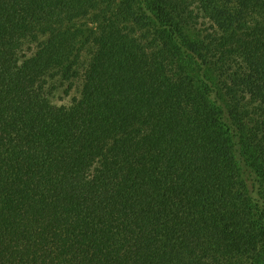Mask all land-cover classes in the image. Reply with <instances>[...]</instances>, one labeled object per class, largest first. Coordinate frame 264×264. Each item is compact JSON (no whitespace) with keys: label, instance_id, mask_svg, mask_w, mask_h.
<instances>
[{"label":"trees","instance_id":"trees-1","mask_svg":"<svg viewBox=\"0 0 264 264\" xmlns=\"http://www.w3.org/2000/svg\"><path fill=\"white\" fill-rule=\"evenodd\" d=\"M0 264H264V0H0Z\"/></svg>","mask_w":264,"mask_h":264},{"label":"rangeland","instance_id":"rangeland-1","mask_svg":"<svg viewBox=\"0 0 264 264\" xmlns=\"http://www.w3.org/2000/svg\"><path fill=\"white\" fill-rule=\"evenodd\" d=\"M62 90L63 89L59 90V92L57 91L55 96H54V98H53V100L55 102L60 103V104L69 102L70 101V97H71V96L64 95Z\"/></svg>","mask_w":264,"mask_h":264}]
</instances>
